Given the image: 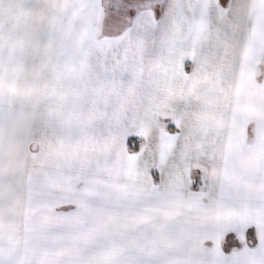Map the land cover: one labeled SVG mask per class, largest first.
<instances>
[{
    "label": "snow or ice",
    "instance_id": "1",
    "mask_svg": "<svg viewBox=\"0 0 264 264\" xmlns=\"http://www.w3.org/2000/svg\"><path fill=\"white\" fill-rule=\"evenodd\" d=\"M0 264H264V0H0Z\"/></svg>",
    "mask_w": 264,
    "mask_h": 264
}]
</instances>
